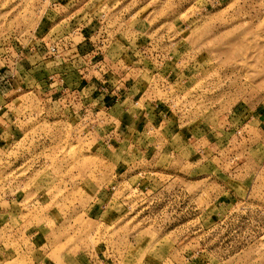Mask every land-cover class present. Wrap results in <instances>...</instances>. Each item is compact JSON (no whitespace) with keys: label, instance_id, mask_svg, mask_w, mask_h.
<instances>
[{"label":"rangeland","instance_id":"374dc122","mask_svg":"<svg viewBox=\"0 0 264 264\" xmlns=\"http://www.w3.org/2000/svg\"><path fill=\"white\" fill-rule=\"evenodd\" d=\"M99 68L143 73L186 149L136 152L88 109ZM262 105L264 0H0V264H264V153L239 120Z\"/></svg>","mask_w":264,"mask_h":264},{"label":"crops","instance_id":"0c3cea01","mask_svg":"<svg viewBox=\"0 0 264 264\" xmlns=\"http://www.w3.org/2000/svg\"><path fill=\"white\" fill-rule=\"evenodd\" d=\"M87 19V24L90 26L89 29H94L93 25L98 27L99 21L96 17L89 15ZM118 25H120L118 30L119 38L127 40L131 38L133 39L134 35H137L140 23L136 16H121ZM89 29L85 30L86 37L84 39V49L88 53L87 56L91 57L97 51L100 38L96 34L97 31L95 29L93 30L94 32ZM106 69L110 73L105 76L102 74L107 73L105 68H99L96 70L94 76L95 80L88 82V85H86L85 88H90L89 94H93L92 89H97L95 87L99 83L98 79L100 77H106V80L110 85L108 89L112 91L107 94V96L99 98L100 101L98 100V103H93V98L95 100V97L85 100L84 102L87 106H89L88 109L92 108L94 105L100 104L102 107L101 111L106 110L107 114L111 113L114 115L118 114V116L121 115L122 120H124L122 121L120 129L131 135L133 141L132 145L136 152L156 149L161 145H164L165 148H169L171 150L173 149L174 151H184L187 147L186 142L184 143L182 142L183 140L175 139L172 135L168 136L166 134V129L169 128L171 124V115L170 112L167 111L164 104L151 102L147 98L137 99L141 92V80L143 73L138 72V70L133 72L132 69V72L123 71L124 68ZM170 71L173 76H177L179 78L186 72L184 68L181 70L172 69ZM129 74H131V76H129ZM70 88H81V82L78 80L77 82L74 81L70 84ZM116 90H119V93H116ZM83 92L86 93V91ZM145 101L147 103H145ZM243 114L244 116H240L239 120L241 119V122L245 121L244 128L247 130V135L249 136V145L260 147L264 153V105L260 106L255 112H244ZM129 118L134 119V121L136 120L137 123H132L130 126L128 122ZM190 143L192 144L190 145L191 149L194 148L195 150L198 149V151L203 152V148H200L201 142L199 139L191 140ZM210 153L213 152L210 151Z\"/></svg>","mask_w":264,"mask_h":264}]
</instances>
